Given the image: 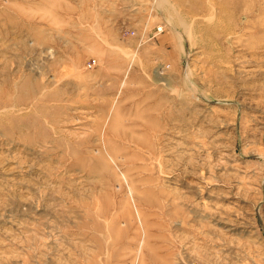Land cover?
<instances>
[{
  "label": "rangeland",
  "instance_id": "rangeland-1",
  "mask_svg": "<svg viewBox=\"0 0 264 264\" xmlns=\"http://www.w3.org/2000/svg\"><path fill=\"white\" fill-rule=\"evenodd\" d=\"M0 264H264V0H0Z\"/></svg>",
  "mask_w": 264,
  "mask_h": 264
},
{
  "label": "built area",
  "instance_id": "built-area-1",
  "mask_svg": "<svg viewBox=\"0 0 264 264\" xmlns=\"http://www.w3.org/2000/svg\"><path fill=\"white\" fill-rule=\"evenodd\" d=\"M163 30V27L159 26L158 27V31H162ZM98 64L97 62V59L96 58H93V59H90L87 63V68L88 69H93L96 67V65Z\"/></svg>",
  "mask_w": 264,
  "mask_h": 264
},
{
  "label": "crops",
  "instance_id": "crops-1",
  "mask_svg": "<svg viewBox=\"0 0 264 264\" xmlns=\"http://www.w3.org/2000/svg\"><path fill=\"white\" fill-rule=\"evenodd\" d=\"M159 33V32H158Z\"/></svg>",
  "mask_w": 264,
  "mask_h": 264
}]
</instances>
